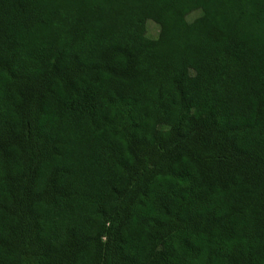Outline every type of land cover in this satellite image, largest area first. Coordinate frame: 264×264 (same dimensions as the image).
<instances>
[{
  "label": "trees",
  "instance_id": "obj_1",
  "mask_svg": "<svg viewBox=\"0 0 264 264\" xmlns=\"http://www.w3.org/2000/svg\"><path fill=\"white\" fill-rule=\"evenodd\" d=\"M0 264H264V0H0Z\"/></svg>",
  "mask_w": 264,
  "mask_h": 264
},
{
  "label": "rangeland",
  "instance_id": "obj_2",
  "mask_svg": "<svg viewBox=\"0 0 264 264\" xmlns=\"http://www.w3.org/2000/svg\"><path fill=\"white\" fill-rule=\"evenodd\" d=\"M198 15V13H193L192 15H190L188 17V20L191 21L192 19H194L196 16ZM145 30H146V36L151 38V39H155L157 38L158 36V32H159V29H158V26L155 25L152 21H147L146 22V27H145Z\"/></svg>",
  "mask_w": 264,
  "mask_h": 264
}]
</instances>
